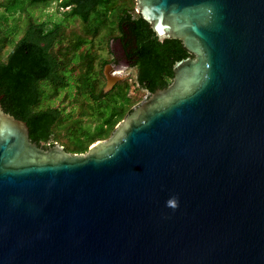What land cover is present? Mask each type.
<instances>
[{"label": "water", "instance_id": "obj_1", "mask_svg": "<svg viewBox=\"0 0 264 264\" xmlns=\"http://www.w3.org/2000/svg\"><path fill=\"white\" fill-rule=\"evenodd\" d=\"M135 1L191 55L108 140L39 146L0 93V264H264V0Z\"/></svg>", "mask_w": 264, "mask_h": 264}, {"label": "trees", "instance_id": "obj_2", "mask_svg": "<svg viewBox=\"0 0 264 264\" xmlns=\"http://www.w3.org/2000/svg\"><path fill=\"white\" fill-rule=\"evenodd\" d=\"M50 0H10L6 5L9 12L24 8V2L36 6ZM112 0H62L61 6L69 8L68 16L78 17L96 27L105 23L107 9ZM95 14V16H93ZM117 41L130 64L137 68V83L149 93L166 88L172 81L174 64L189 57L190 52L180 40L160 42L150 24L138 14L132 16L126 10L118 18ZM62 27L56 24L47 29L44 23H31L24 36L10 51L6 61H0V93L6 113L25 121L30 129V138L44 148L55 145L54 127L62 121L59 108H41L46 97L41 83L49 82L55 90L69 85L70 78L62 69L53 53L59 42ZM93 74L82 75L78 84L81 94L91 93L98 105H105L103 119L93 129L81 136L71 134V146L64 147L71 154L87 153L99 140L109 138L119 122L133 108L127 91H111L108 95L95 94L97 78ZM116 92V93H115ZM57 93V92H56ZM80 131V130H79Z\"/></svg>", "mask_w": 264, "mask_h": 264}, {"label": "rangeland", "instance_id": "obj_3", "mask_svg": "<svg viewBox=\"0 0 264 264\" xmlns=\"http://www.w3.org/2000/svg\"><path fill=\"white\" fill-rule=\"evenodd\" d=\"M9 1L0 0V61H6L31 23H44L47 29L56 24L62 27L60 40L52 51L67 72L69 85L55 90L49 82L41 83L46 93L41 108L52 107L62 111V121L54 127L55 144L71 146V134L81 136L82 132L93 130L104 118L105 105H98L91 93L84 95L79 91L82 75L93 74L97 78L96 96L101 94L104 97L113 90L127 91L132 108L148 96L149 92L137 83V68L124 61L117 41L118 18L123 11L138 15L135 0H112L105 23L97 26L95 32L92 29L96 24L92 28L80 18L68 16L69 8L61 6L62 0H50L36 6L24 2L22 10L13 12L6 8ZM109 81L114 82L111 88Z\"/></svg>", "mask_w": 264, "mask_h": 264}, {"label": "flooded vegetation", "instance_id": "obj_4", "mask_svg": "<svg viewBox=\"0 0 264 264\" xmlns=\"http://www.w3.org/2000/svg\"><path fill=\"white\" fill-rule=\"evenodd\" d=\"M122 56H123V59H124V61L125 62H127L128 64H130V61H128L126 58H125V56H124V53L122 52ZM131 65V64H130Z\"/></svg>", "mask_w": 264, "mask_h": 264}, {"label": "clouds", "instance_id": "obj_5", "mask_svg": "<svg viewBox=\"0 0 264 264\" xmlns=\"http://www.w3.org/2000/svg\"><path fill=\"white\" fill-rule=\"evenodd\" d=\"M170 204H172L173 202L172 201H169Z\"/></svg>", "mask_w": 264, "mask_h": 264}]
</instances>
